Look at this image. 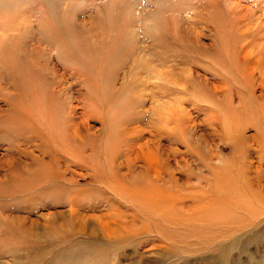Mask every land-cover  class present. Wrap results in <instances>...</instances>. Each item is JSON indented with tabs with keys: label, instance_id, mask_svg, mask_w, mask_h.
<instances>
[{
	"label": "rangeland",
	"instance_id": "1",
	"mask_svg": "<svg viewBox=\"0 0 264 264\" xmlns=\"http://www.w3.org/2000/svg\"><path fill=\"white\" fill-rule=\"evenodd\" d=\"M0 264H264V0H0Z\"/></svg>",
	"mask_w": 264,
	"mask_h": 264
},
{
	"label": "bare ground",
	"instance_id": "2",
	"mask_svg": "<svg viewBox=\"0 0 264 264\" xmlns=\"http://www.w3.org/2000/svg\"><path fill=\"white\" fill-rule=\"evenodd\" d=\"M56 33V32H55ZM58 35V33H57ZM69 40V39H68ZM66 42V40H65ZM62 43V42H61ZM64 43V42H63ZM68 42H66L67 44ZM68 45V44H67ZM119 45V44H118ZM62 46V44H61ZM121 45H119L120 47ZM65 48V46H63ZM72 49V48H71ZM113 50V49H112ZM111 53V52H110ZM113 53V52H112ZM73 54V52H72ZM109 55V54H108ZM13 57L10 56V60L7 61L6 59V64L7 66L11 67L13 69V72L15 73V75H17L16 77L22 82V88L20 89V93H19V99L21 100V105L22 107H18L17 104H14L12 109H10L8 112L10 113V118H15L18 121L21 120L24 122V124L26 126H29V118H44V113L46 111L45 108V104L44 100L41 96L39 92V87L36 81V76L33 73L31 74V72H29L27 70L28 73L23 74L24 69H23V65L24 62H18L19 63V68L16 67L17 65H13L12 63H17V59L15 57V55H12ZM66 56V55H65ZM108 57V56H107ZM111 57V56H110ZM109 59V57H108ZM78 63V61L76 62ZM23 70V71H22ZM25 73V72H24ZM28 75V76H27ZM24 76H27L26 80L24 79ZM23 103V104H22ZM168 109V108H167ZM171 110V109H170ZM173 116V115H172ZM42 121V119H41ZM30 127V126H29ZM42 129V128H41ZM52 129V128H51ZM34 132L37 133V136L39 138L44 139V135H42V130L41 132L39 130H36L34 128ZM65 134V133H64ZM76 135V134H74ZM68 136V135H67ZM65 139V138H64ZM47 140L49 142H51L52 144L54 143V139H48ZM66 140V139H65ZM66 145V144H65ZM65 147V146H64ZM69 149V148H68ZM66 155V154H65ZM72 158L75 159V157L72 155ZM86 160V159H85ZM83 162V161H82ZM85 162V161H84ZM77 163V162H76ZM132 171V169H131ZM130 172V171H129ZM131 173V172H130ZM134 174V173H133ZM140 174V173H139ZM126 175V174H125ZM137 175V173H136ZM129 176V175H128ZM127 176V178H128ZM126 177V176H125ZM136 177V176H135ZM140 177V176H138ZM157 177V176H156ZM119 178V177H118ZM16 180V179H15ZM17 181V180H16ZM121 188L124 189L125 192H129L133 195H137L141 198V200H153L154 199V189L152 188H136L134 185H130L127 186L126 184H119V186H115L113 189L116 191L117 194H119L120 196H122V192ZM110 189V188H109ZM170 195V194H169ZM129 199V198H128ZM174 207V206H173ZM242 207V206H241ZM140 208V207H139ZM155 211V210H154ZM69 213H71V215L76 216V226L80 229L82 225H84L83 223H87L89 224L88 228L89 231L91 232V235H95V236H100L101 232L104 236L110 238V234H112L111 232L108 233V228H109V224L106 223L105 221H101V219L99 218L98 220H96V222L93 220V218H89V219H82L80 218V216H78L77 214L74 213L73 210H70ZM105 216V215H104ZM87 217V216H86ZM111 220V219H110ZM113 222V221H112ZM114 223V222H113ZM113 223H111L113 225ZM110 224V225H111ZM114 231V230H113ZM118 231V230H116ZM118 234V233H117ZM114 235V234H113Z\"/></svg>",
	"mask_w": 264,
	"mask_h": 264
}]
</instances>
